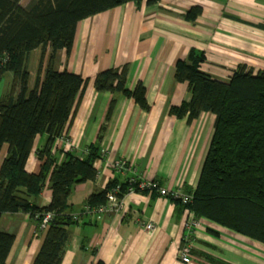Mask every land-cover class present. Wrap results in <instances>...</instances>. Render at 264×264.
<instances>
[{
  "label": "crops",
  "instance_id": "obj_1",
  "mask_svg": "<svg viewBox=\"0 0 264 264\" xmlns=\"http://www.w3.org/2000/svg\"><path fill=\"white\" fill-rule=\"evenodd\" d=\"M193 8L200 15L189 22L184 18ZM191 51L204 58L199 70L217 81L227 82L242 66L254 75L264 72V0L128 3L79 22L70 53L57 52L55 69L87 83L67 127L68 144L57 140L52 152H70L82 160L99 144L95 179L75 185L68 198L71 215L79 219L68 228L61 264H184L179 250L188 210L177 202L157 193H134L122 197L121 210L104 215L87 214L83 207L113 181L136 179L157 182L168 191L194 192L214 134L215 115L202 113L188 122L187 116L170 113L191 100L187 84L175 80L176 63ZM29 57L38 67L40 51ZM123 67L125 89L132 92L140 84L146 110L122 93L95 90L99 73ZM28 72L31 89L33 71ZM45 141L46 136L36 137L27 173L40 172L36 153ZM6 155L4 146L0 167ZM117 160L126 161L124 173L112 169ZM51 197L47 181L34 204L47 207ZM198 222L189 264H264V244L212 221ZM147 223L154 225L152 232L144 229ZM0 232L14 236L6 264H33L46 234L24 213L3 214Z\"/></svg>",
  "mask_w": 264,
  "mask_h": 264
},
{
  "label": "trees",
  "instance_id": "obj_2",
  "mask_svg": "<svg viewBox=\"0 0 264 264\" xmlns=\"http://www.w3.org/2000/svg\"><path fill=\"white\" fill-rule=\"evenodd\" d=\"M142 1L31 0L23 7L22 0H0V80L5 73L12 75L9 91L0 98V153L7 146L0 167V217L24 213L39 226L44 214L53 213L33 264H61L68 228L76 223L71 219L69 195L75 185L95 179L93 164L99 159V144L90 147L82 160L70 152H52L56 141L66 138L87 83L78 75L58 72L56 54L70 53L79 22ZM145 1L152 6L160 0ZM199 15L200 10L193 8L184 19L193 22ZM36 50L39 63L29 89L27 62ZM203 62L202 56L191 51L175 68V80L187 84L191 100L172 108L171 115L187 116L188 122L202 113L215 115L214 134L192 200L188 205L177 204L196 219L264 244V72L254 75L242 66L221 82L199 70ZM126 74V67L101 72L94 88L122 93L146 110L144 88L138 84L132 92L126 90ZM37 136H46V141L36 153L42 164L35 175L27 173L25 165ZM47 181L51 202L39 208L34 200ZM116 186H120L118 198L124 197L128 183L113 181L104 191L92 194L87 204L91 208L104 205ZM13 242V235L0 232V264H6Z\"/></svg>",
  "mask_w": 264,
  "mask_h": 264
},
{
  "label": "built area",
  "instance_id": "obj_3",
  "mask_svg": "<svg viewBox=\"0 0 264 264\" xmlns=\"http://www.w3.org/2000/svg\"><path fill=\"white\" fill-rule=\"evenodd\" d=\"M61 142H65L68 144V141L65 137L59 139ZM112 169L118 173H124L128 167L125 160H117L113 163ZM128 188L127 194L134 193H157V195L167 198L169 200L179 202L181 205H188L192 196L184 193L180 189H176L173 191H168L160 187L157 182H149V181H138L136 179L128 180ZM120 192V186H116L107 194V201L104 205H100L95 208H91L88 204L83 207V212L85 213H95L99 215H104L109 212H114L122 209L121 199L118 198V194ZM126 194V195H127ZM53 213H46L40 220V228L42 230H46L49 223L53 220ZM38 218V217H37ZM72 221L77 222L79 216H72ZM199 222L189 211L188 218L184 225V235L182 238V243L179 250V259L184 264H189L191 262V249H192V238L195 230L198 228ZM144 229L147 232H152L154 230V225L152 223H147L144 226Z\"/></svg>",
  "mask_w": 264,
  "mask_h": 264
},
{
  "label": "rangeland",
  "instance_id": "obj_4",
  "mask_svg": "<svg viewBox=\"0 0 264 264\" xmlns=\"http://www.w3.org/2000/svg\"><path fill=\"white\" fill-rule=\"evenodd\" d=\"M30 1L31 0H22L21 5L24 7V6L28 5V3ZM37 63H38V61H37ZM36 66H37V64H36L35 58L29 57L27 69H28V71L29 70L33 71V79H32L33 81H34L35 71H37ZM34 67H35V70H34ZM33 81H31V82L33 83ZM11 83H12V75L10 73H5L0 80V98L9 91V89L11 87Z\"/></svg>",
  "mask_w": 264,
  "mask_h": 264
}]
</instances>
